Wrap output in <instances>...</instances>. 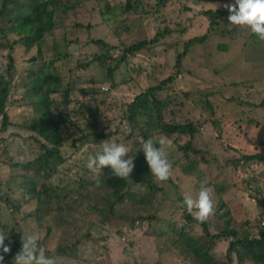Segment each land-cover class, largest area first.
<instances>
[{
  "label": "rangeland",
  "instance_id": "1",
  "mask_svg": "<svg viewBox=\"0 0 264 264\" xmlns=\"http://www.w3.org/2000/svg\"><path fill=\"white\" fill-rule=\"evenodd\" d=\"M100 1L89 0L79 12L80 20L90 23L92 36L76 31L71 26L73 17L65 16L67 19L61 25L63 28L50 31L52 37L42 45L44 61L28 62L27 58L35 50L25 54L22 45L17 44L15 47L18 71L11 78L10 100L14 99L16 102L7 106L10 124L5 131L0 132V197H11L13 203H18V211L14 212L12 207L0 199V229L9 231L5 243L9 244L12 235L10 229L21 226L22 234L26 236L38 230L42 235L39 243L45 250H60L64 246L70 251L75 246L76 252L85 261L92 260L93 256L96 259L91 262L82 260L83 264H157L158 252H162L163 264H192L169 250L170 241L164 239V235H154L152 232L157 229L160 231L166 224L175 223L182 211L178 202L186 191H190L195 197L203 188L210 190L214 205L213 216L230 208L231 216L224 221L223 218L220 219L222 226L229 223L237 226L240 231L247 230L249 234H255L257 229L251 224L256 222L262 210L255 197L264 198V159H255L242 165L234 162L242 153L260 152L264 155V42L248 39L247 28L232 26L225 18L221 20L220 31L208 33L203 42L190 46L181 59L176 78L168 84V91L163 92L164 95H174L180 90L189 93L188 98L183 96L182 107L171 105L170 110H166L165 117L168 118L169 111L172 110L177 121H197L199 125L193 141L195 147L201 150L197 153L189 152L185 157L177 149L173 139L183 144L188 141V136L174 134L167 137L172 142L168 149V158L172 163L171 178L166 182H158L153 177L156 185L162 188L154 192H149L143 184L134 185L132 189H135L133 192L136 195L126 194L116 204L114 216H107L102 211L94 212L91 209L93 203L104 205L105 200L98 194H92L85 198L83 207L74 205L72 209H75L70 211L65 210L59 199H54L49 204V209L44 210V218L39 221L35 219L38 201L22 187V178H29L37 183L42 178L34 172L26 173L21 166L12 164L27 163L43 151L38 140L33 138L35 133L21 127L35 116L29 103L33 95L30 82L36 71L40 68L58 71L64 81L72 80L73 72L70 74L68 69L74 67L76 57L82 54L89 56L97 50L90 38L101 37L108 44L121 48V43L128 45L152 39L164 28L170 29V33L160 37L150 50L137 52L127 65L121 64L118 67L114 73V85L117 84V88L112 87L104 70L99 69V64L93 63L90 66L91 72L101 81L100 90L105 87L101 90L104 104H101L102 115L99 118V125L104 128L107 120L111 121L110 124L118 122L122 111L121 103L176 71V55L182 51L184 42L192 36L208 32L209 19L202 11L214 9V5H218L216 9H220L224 4L234 2L174 0L159 8L156 15L161 14V17L156 18L151 10L146 14L139 7L123 14L119 5L124 0H106L111 9L105 12L102 20L100 12L105 10V1ZM113 26H116V31H113ZM65 34H69V38L79 39L76 47L72 44L68 48L73 56H63L67 46L63 41ZM52 38H55L52 41L54 52L56 56L58 54V59L55 60L52 58ZM118 54V48L112 51L113 56ZM78 84L80 88L85 85L82 82ZM77 93L72 91L71 95L75 96ZM95 99L98 103L100 97L95 95ZM206 102H209L211 108ZM123 123L120 120V124L126 127ZM109 125L105 130L109 129ZM124 126L119 128L122 133L126 130ZM67 142L61 152L68 159L55 172L47 170L50 174L48 186H53L56 190L66 186L67 189H72L84 177L97 174L89 170L86 163L89 155L98 152V146L86 142L76 149L69 148ZM123 144L131 148L132 152L137 151L132 146L133 141ZM133 171L136 172L137 167ZM88 190H92L91 186ZM140 198L145 203H140ZM11 214L16 215L17 222ZM147 215H154L155 219L140 220V217ZM105 216L107 221L101 223ZM246 220L251 222V226H247ZM210 230L214 231L212 227ZM22 234L17 237L19 245L9 258V264H13L15 255L21 250ZM226 245V240L218 241L216 252L219 254L225 251ZM96 249L102 255H97ZM165 259L169 261L165 263Z\"/></svg>",
  "mask_w": 264,
  "mask_h": 264
},
{
  "label": "trees",
  "instance_id": "2",
  "mask_svg": "<svg viewBox=\"0 0 264 264\" xmlns=\"http://www.w3.org/2000/svg\"><path fill=\"white\" fill-rule=\"evenodd\" d=\"M88 1L0 0V132L5 131L10 124L7 106L13 105L16 102L14 99L10 100L11 78L18 71V65L15 62L16 45H22L25 54L32 49L35 50V53L27 58L28 62L44 61L43 43L52 37L53 34L50 31L63 28L61 25L65 24L69 16L73 17V24L71 26L76 31L92 36L90 33V23L88 21H81V16H79L80 10ZM95 1L101 2L100 0ZM103 1H105V10L100 12L102 20L105 17V12L111 9L106 0ZM173 1L154 0V3H152V0H146L145 2L143 0H124L119 7L123 14L135 11L139 7L142 13L147 14L151 10L152 15L159 18L161 14L156 15L158 9L167 6L168 3ZM201 13L209 19L208 32L192 36L184 42L182 51L176 55V71L162 78L158 83L141 89L130 100L121 103L122 111L118 116L119 123L110 124L111 121L107 120L105 121L104 128L99 125V118L102 115L101 104H104L101 90L104 87L100 90L99 84H101V81L99 77L91 72L90 66L93 63L99 64V69L104 70L105 77L109 79L108 81L113 85L112 87L117 88V84L114 85V73L118 67L121 64L127 65L137 52L144 49L150 50L160 37L170 33V29L167 27L152 39H143L142 41L128 45L121 43V48L118 45L113 46L108 44L101 37L90 38V42L97 46V50L91 52L89 56L82 54L76 57L74 67L68 69L70 74L73 72L72 80L64 81L58 71L51 72L44 68L36 71L34 79L30 82L33 95L29 103L32 106L31 111L35 116L32 121H29L28 124L25 122L21 127L24 130L35 133L33 138L38 140L43 151L27 163L18 162L20 164L14 163L12 165H19L26 173L34 172V174L42 178L40 183L29 178H22V187H25L27 193L31 194V197H35L38 201V207L35 211V219L37 221L44 218V210L46 209L47 211L49 209V204L54 199H59L64 205L65 210L70 211L75 209H72L74 205L83 207L85 198H89L92 194H98L105 200V204L93 203L91 209L94 212H106L107 216H114L116 214V204L121 202L126 194L136 195L133 192L135 189H132L134 185L143 184L149 192L162 189L154 182L142 151L143 142L148 138L155 139L161 135L166 137L174 134L187 135L189 139L183 144L179 143L177 139H173L177 149L185 157H187L189 152L197 153L201 150L195 147L196 145L193 141L194 134L197 132L199 125L197 121L193 119L177 121L174 114H172V110L169 111L170 115L168 118L165 117V112L166 110H170L171 105L174 104L182 107L184 103L183 96L188 98L189 93L180 90L174 95L163 94L165 90L168 91L166 89L168 84H171L173 79L176 78L181 59L188 52L190 46L194 43L203 42L208 33L220 31L222 18L227 19L229 15L227 9L224 7L215 10L206 9ZM65 16L67 18H64ZM115 27L113 26V31H116ZM68 35L65 34V38H63V41L67 44L63 53V56L66 57L73 56L68 52V48L72 44L76 47L79 40L77 37L69 38ZM54 39L52 38L51 42ZM248 39L257 40L258 38L249 31ZM53 43L51 45L52 58L55 60L58 59V54L56 56ZM116 48H118L119 54L113 56L112 51ZM130 77L132 76L130 75ZM80 82L85 84L81 88L78 84ZM72 91H77L78 93L72 96ZM95 95L100 97L98 103L96 102ZM206 100L208 101L207 98H205ZM206 104L211 108L209 102H206ZM120 120H123V124L126 127L120 124ZM108 125L109 129L105 130V127ZM120 126H124L125 129L131 126V133L126 130L123 133L120 132ZM203 130L205 131L204 128ZM107 140L117 143H129L133 141L132 146L133 148H137V151L132 152L130 148L128 155L133 157L137 171L131 173V178L121 179L116 177L110 168H104L99 173V186H97L93 176L82 177L83 179L80 184L72 189H67L66 186L60 190H56L53 186H48L50 174H48L47 170H51V173L55 172L68 159V156L61 152V149L66 146L67 141L69 148L76 149L86 142H92L95 146H98L96 150L99 152L101 142ZM98 152H93V155ZM255 159H264V155L260 152L242 153L236 158L234 163L242 165ZM84 172L87 173L85 169ZM89 186H91L92 190H88ZM0 199L12 207L14 212L18 211V203H13L11 197L2 195ZM182 199L180 198V201ZM139 201L140 203H145L143 198H140ZM255 201L262 210L259 212V218L256 222L251 224L257 229L253 235L249 234L247 230L240 231L237 226L230 225L229 223L222 226L220 219L223 218L224 221L231 216L230 208L223 209L218 216H213L204 223L195 220L191 214L182 208L179 218L175 223L166 224L165 228H162L160 231L157 229L152 233L154 235H164L163 238L170 241L169 250L180 256V259L184 258L192 264H264V223L261 225V220L263 219L264 221V198L256 196ZM11 215L17 222L16 215ZM107 219L105 216L104 220H101V223L106 222ZM143 219L150 221L155 219V217L154 215L140 217V220ZM250 223V221L246 220L247 226ZM210 227L214 229L213 232L210 230ZM117 232H119V229H117ZM10 233L12 234L9 240L11 251L7 254L1 252V255H4L2 264L10 263L9 258L19 245L20 240L17 237L23 231L21 226L18 229L13 227L10 229ZM221 239L226 240L227 245L225 251H221L218 254L216 246ZM76 250L75 246L71 247L70 251L62 246L60 250L57 248L49 250L47 248L45 254L55 257L57 264H83L82 260L85 261V259ZM95 252L99 256L102 255V252H99L98 249ZM91 258L92 260H96L94 256ZM92 260L85 262H91ZM166 261L169 260L165 259V263ZM157 264H163L162 252H158Z\"/></svg>",
  "mask_w": 264,
  "mask_h": 264
},
{
  "label": "clouds",
  "instance_id": "3",
  "mask_svg": "<svg viewBox=\"0 0 264 264\" xmlns=\"http://www.w3.org/2000/svg\"><path fill=\"white\" fill-rule=\"evenodd\" d=\"M218 5H214V10ZM229 15L227 20L232 26L247 28L250 33L264 42V0H234L223 5ZM105 88V87H104ZM126 131L131 133L128 126ZM172 142L166 136L148 138L143 142L142 151L152 176L158 182H166L172 175V163L168 158V149ZM129 148L123 143L110 140L101 142V148L95 155H89L86 167L93 170V176L97 186L100 184L99 173L104 168H110L116 177L130 178L135 167L133 157H129ZM127 157V158H126ZM179 206L185 209L200 223L206 222L214 215V205L208 188L201 189L194 197L190 191H186ZM9 231L0 229V252L7 254L11 251L10 243L6 244ZM41 233L33 231L27 236H22L21 250L15 255L13 264H57L55 257L47 256L45 248L40 246ZM4 255H0V264Z\"/></svg>",
  "mask_w": 264,
  "mask_h": 264
},
{
  "label": "built area",
  "instance_id": "4",
  "mask_svg": "<svg viewBox=\"0 0 264 264\" xmlns=\"http://www.w3.org/2000/svg\"><path fill=\"white\" fill-rule=\"evenodd\" d=\"M263 217H264V215H263ZM263 223H264V221H263V220H261V225H263Z\"/></svg>",
  "mask_w": 264,
  "mask_h": 264
},
{
  "label": "water",
  "instance_id": "5",
  "mask_svg": "<svg viewBox=\"0 0 264 264\" xmlns=\"http://www.w3.org/2000/svg\"><path fill=\"white\" fill-rule=\"evenodd\" d=\"M123 251L125 252L126 251V248H124Z\"/></svg>",
  "mask_w": 264,
  "mask_h": 264
},
{
  "label": "crops",
  "instance_id": "6",
  "mask_svg": "<svg viewBox=\"0 0 264 264\" xmlns=\"http://www.w3.org/2000/svg\"><path fill=\"white\" fill-rule=\"evenodd\" d=\"M261 164H263V162Z\"/></svg>",
  "mask_w": 264,
  "mask_h": 264
}]
</instances>
